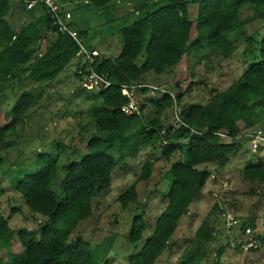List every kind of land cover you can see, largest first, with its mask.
I'll return each mask as SVG.
<instances>
[{
	"label": "trees",
	"instance_id": "1",
	"mask_svg": "<svg viewBox=\"0 0 264 264\" xmlns=\"http://www.w3.org/2000/svg\"><path fill=\"white\" fill-rule=\"evenodd\" d=\"M81 1L94 8H103L114 0ZM188 3L196 6L193 22L187 13ZM156 4L150 11L140 10L134 22L116 30L121 44L117 57L113 60L97 58L93 63V71L105 74L110 83L107 88L97 90L99 102L87 109L101 135L88 138L80 159L66 166L58 194L50 189V185L55 178L61 146H57L54 155L37 156L35 170L13 184L27 210L44 217L45 221L38 236L24 228L13 233L0 214V248L9 256L8 262L0 260V264H99L103 261L111 246V238H105L92 249L80 237L68 242V236L78 222L91 215L92 200L108 191L112 171L127 157H134L140 149L158 142L164 130L159 123L160 116L173 102L179 104L181 98L177 94L172 102L163 93L160 98L150 101L154 108L153 117L142 124V105L137 114L125 115L119 111L126 103L120 94V86L142 83L148 72L160 75L191 52L207 50L225 60L236 49L229 36L246 24L263 21L257 59L249 63L225 90L212 95L204 104L181 107L177 113L181 124L161 140V159L169 160L177 152L183 160L169 165L166 171L168 184L162 197L164 207L154 220L150 234L140 249L127 257L126 264L156 262L166 249L179 219L200 194L209 176L206 170L196 166L225 160L236 151L240 130L253 129L264 118V0H156ZM244 6L252 14L241 19L237 12ZM20 7L21 22L14 29V23L5 19L10 11L9 0H0V85L18 67L30 62L35 44L44 33H49L54 35V40L32 60L25 76L26 82L45 86L76 56L78 48L68 36L56 33L42 5L36 4L28 11L22 5ZM143 8L145 6L140 7ZM70 25L72 27V20ZM192 28L194 34L190 37ZM75 31L80 38L84 37L85 31ZM34 102L35 96L31 92L16 97L8 111V121L0 125V148L4 146L8 132L14 130ZM129 129L131 132L128 133ZM218 132L229 142L216 136ZM152 165V162L145 161L136 181L119 194L117 202L121 209L129 203H136L135 184L148 179ZM242 172L247 181L262 183L264 161L247 166ZM2 194L0 186V197ZM144 228L142 215L134 216L126 235L128 242L137 243ZM212 233V227L202 222L194 237L208 241ZM13 238L22 248V254L10 252L9 242Z\"/></svg>",
	"mask_w": 264,
	"mask_h": 264
},
{
	"label": "rangeland",
	"instance_id": "2",
	"mask_svg": "<svg viewBox=\"0 0 264 264\" xmlns=\"http://www.w3.org/2000/svg\"><path fill=\"white\" fill-rule=\"evenodd\" d=\"M13 3V0H9L10 5ZM131 3L130 6H136L140 0H131ZM195 10L194 3L188 4L187 13L192 22L195 19ZM128 12L129 9L124 13ZM72 14L76 26L86 31L82 44L96 48L101 57L111 59L118 54L120 42L116 35L111 40L105 37L110 30L114 34L115 28L129 25L137 18L130 12L127 14V22L115 20L99 27L100 22L87 11H84V17H81V12L77 9ZM237 14L243 19L252 13L244 6ZM10 18V22L19 23V18ZM262 26L263 21H254L232 33L229 37L236 49L225 60L207 50H200L185 55L176 68L166 69L157 76L151 72L145 75L142 83L168 91L173 97L180 94V102L162 113L159 123L164 130L159 135L158 142L140 149L134 157H127L112 171L108 191L92 200L91 215L76 224L68 236V242L80 237L93 249L105 238H111L109 251L99 264H126L127 257L140 249L152 230L154 220L164 207L162 197L168 184L166 171L172 162L183 160V156L177 152L169 160L160 157L161 140L179 126L174 116H177L181 107L202 105L212 95L225 90L249 63L257 59ZM98 29H102L105 34L99 33ZM50 35L54 37L53 34ZM192 36L193 32L190 37ZM37 53L35 51L28 64L18 67L0 85V125L8 121V111L20 93L31 92L35 96V102L18 121L14 130L8 132L4 146L0 148V186L3 190L0 214L6 219L7 226L13 233L24 228L35 236L39 235L45 218L27 210L21 197L14 191L13 184L24 174L35 170L34 161L37 156L54 155L57 146H61L55 178L50 185V189L58 194V186L66 166L71 161L80 159L88 138L101 135L87 112L91 104L99 102L97 90L81 89L82 78L74 73V68L82 63L81 58H73L54 81L44 86L26 82L25 79ZM140 61L139 57L137 63ZM53 82L55 83L52 84ZM152 94L149 98L139 93L136 95V105L142 104L144 108L141 112L142 124L153 117L154 108L150 101L162 95L158 91H153ZM237 125L242 128L241 123ZM256 129L264 132V118L253 129L240 130L241 138L236 142L238 146L234 153L225 160L202 168L209 176L200 194L189 205L186 214L179 219L166 249L154 264H264V181L251 183L243 177L242 172L245 167L264 161V149L255 155L250 154L245 137L242 136L244 132L247 134ZM145 161L153 164L150 175L145 182H136V203H129L126 208L121 209L117 198L129 184L136 181ZM225 161L229 167L223 169L222 164ZM220 208L235 217L241 226L247 225L251 228L257 236L255 251L240 253L228 247V243L234 240V235L233 231L224 227V220L219 215ZM136 215H142L145 228L140 240L132 244L128 242L126 235L131 219ZM202 222H207L213 230L212 238L208 241L194 237L195 230ZM9 247L13 254L23 253L15 238L11 239ZM218 252L220 254L216 258ZM0 260L9 261L3 248H0Z\"/></svg>",
	"mask_w": 264,
	"mask_h": 264
},
{
	"label": "built area",
	"instance_id": "3",
	"mask_svg": "<svg viewBox=\"0 0 264 264\" xmlns=\"http://www.w3.org/2000/svg\"><path fill=\"white\" fill-rule=\"evenodd\" d=\"M16 3L22 5L26 11L30 10L34 5L40 4L45 9V14L49 20L51 27L56 33L68 36L78 48V54L82 58L81 65L76 69V75L82 78L80 85L81 89H96L101 90L110 86L109 81L105 74H98L93 71L92 65L99 54L96 50L85 47L82 44L81 38L77 32L72 29L70 25L71 15L70 12L65 10L64 2L61 0H14ZM120 94L126 99V103L119 108V111L125 115L137 114L138 106L135 102L136 93L140 90L158 91L161 94H167L172 102L173 95L170 92L160 90L157 87L150 86L144 83H130L128 85L120 86ZM173 106L175 103L173 102ZM175 122L181 124L174 116ZM163 133V131H161ZM222 140L229 141L222 133H215ZM245 137L247 143V151L255 155L261 149H264V132L259 129L248 132ZM219 215L224 220V227L228 231H233L234 240L228 243V247L237 252H246L255 248L257 245L256 236L253 234L251 228L247 225L241 226L239 221L226 213L222 208L219 209Z\"/></svg>",
	"mask_w": 264,
	"mask_h": 264
},
{
	"label": "crops",
	"instance_id": "4",
	"mask_svg": "<svg viewBox=\"0 0 264 264\" xmlns=\"http://www.w3.org/2000/svg\"><path fill=\"white\" fill-rule=\"evenodd\" d=\"M14 1V0H13ZM155 3V4H154ZM132 3H131V0H114V1H112L111 3H109V4H107L105 7H103V8H94V7H92V6H90V5H88L85 1H81V0H66L65 2H64V8H65V10H67V11H69L70 12V15H71V20H72V27L75 29V30H79V31H85V29L84 28H81V29H79L77 26H76V24H75V20L73 19V14H72V11H74V9H77L79 12H81V17H84L85 16V14H84V11H87V13L90 15V14H92L93 15V18H95L96 19V21L97 22H100V24L98 25L99 27L102 25V24H110V23H113L115 20H120V21H124V22H127V14L128 13H132V14H134L136 17L138 16V12L141 10L142 12H145V11H147L148 9H151V7H152V9L155 7V6H157V4H156V0H152L151 2H146V3H143L141 0H140V3L139 4H137L136 6L134 5H132V6H130ZM188 4H191V3H188ZM188 4H187V6H188ZM20 4H18V3H16L15 1H14V3H13V5H10L9 4V13H8V18H7V20H8V22L10 23V21H9V18L10 19H12V16H14V17H17V18H19L20 19V17H21V15H20V13H21V5L19 6ZM141 6H145V8H143V9H140V7ZM92 9V10H91ZM130 10V12H128V13H124L126 10ZM151 9V10H152ZM140 13V12H139ZM135 21V20H134ZM133 21V22H134ZM20 22H21V19H20V21H19V23H17L16 24V22L14 21L13 23V26H14V29H17L18 28V26L20 25ZM125 26H127V25H125ZM120 28V27H119ZM118 28H115V31H114V34H112L113 33V30H110V32L107 34V36L105 37L106 39H112L113 38V35H116L117 37H118V35H117V33H116V30H117ZM98 32L99 33H101L102 34V32H103V30L102 29H98ZM192 32H193V28H192V30H191V32H190V35L192 34ZM105 33L103 32V35H104ZM193 34H194V32H193ZM86 36V31H85V35H84V37ZM84 37H82L81 38V40L83 41V39H84ZM102 37V36H101ZM100 37V38H101ZM104 37V36H103ZM109 37V38H108ZM99 38V41L101 40ZM106 39H104V41L106 40ZM118 39H119V37H118ZM54 40V37L52 38L51 37V35L49 34V33H44L43 34V37H42V39L39 41V42H37L38 44H40V45H38L37 43L35 44V46H34V52L35 51H38V53L36 54V57H39L44 51H45V49L49 46V44L52 42ZM119 42H120V39H119ZM38 45V46H37ZM121 45V44H120ZM87 48H90V49H94V50H96L97 51V49L96 48H94V47H87ZM119 51H120V47H119ZM98 52V51H97ZM98 54H99V52H98ZM118 54H119V52H118ZM117 54V55H118ZM117 55L115 56V57H117ZM76 56L77 57H79V58H81L80 57V55L77 53L76 54ZM75 56V57H76ZM185 56V55H184ZM183 56V57H184ZM74 57V58H75ZM114 57V58H115ZM182 57V58H183ZM99 58H104V57H101V55L99 54ZM114 58H105V59H108V60H113ZM81 60H82V58H81ZM180 62H181V60H180ZM179 62V63H180ZM178 63V64H179ZM177 64V65H178ZM81 65V63H79L75 68H74V73H75V70L79 67ZM177 65L175 66V67H173V68H176L177 67ZM63 71V70H62ZM164 72V71H163ZM60 74V73H59ZM58 74V75H59ZM75 76H77L76 75V73H75ZM56 79V78H55ZM54 79V80H55ZM53 80V81H54ZM51 83V82H50ZM55 82H53L52 84H54ZM49 85V83L48 84H46V86H48ZM168 92V91H167ZM139 94H141L142 96H148V98L150 97V96H152L153 94H152V92H138ZM138 93H136V95L138 94ZM144 93V94H143ZM135 98H136V96H135ZM142 98H144V97H142ZM98 100V99H97ZM150 100V99H149ZM99 101V100H98ZM142 105V104H141ZM139 107V106H138ZM162 116V115H161ZM161 116H160V118H161ZM160 118H159V122H160ZM245 133L246 132H244V134H242V136H244L245 135ZM240 138H241V136H240V134H239V137L237 138V140H240ZM242 140V139H241ZM229 161H231V159L229 158ZM217 162H219V161H216V162H210V163H205V164H201V165H198V166H196V168L197 169H202L203 167H207L208 165H214V164H216ZM229 167V165H228V163H227V161H225L223 164H222V168L223 169H226V168H228Z\"/></svg>",
	"mask_w": 264,
	"mask_h": 264
}]
</instances>
